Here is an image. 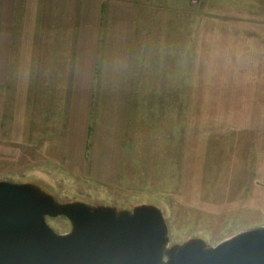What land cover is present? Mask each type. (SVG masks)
I'll return each instance as SVG.
<instances>
[{
	"label": "rangeland",
	"instance_id": "obj_1",
	"mask_svg": "<svg viewBox=\"0 0 264 264\" xmlns=\"http://www.w3.org/2000/svg\"><path fill=\"white\" fill-rule=\"evenodd\" d=\"M102 4L0 0L5 229L159 264L264 231V0Z\"/></svg>",
	"mask_w": 264,
	"mask_h": 264
},
{
	"label": "water",
	"instance_id": "obj_2",
	"mask_svg": "<svg viewBox=\"0 0 264 264\" xmlns=\"http://www.w3.org/2000/svg\"><path fill=\"white\" fill-rule=\"evenodd\" d=\"M9 222L0 214V264H159V248L147 230L99 237L92 232L85 238L59 240L37 228L36 236L24 229L14 235L5 229ZM173 264H264V231L224 243L195 261L181 256Z\"/></svg>",
	"mask_w": 264,
	"mask_h": 264
},
{
	"label": "crops",
	"instance_id": "obj_3",
	"mask_svg": "<svg viewBox=\"0 0 264 264\" xmlns=\"http://www.w3.org/2000/svg\"><path fill=\"white\" fill-rule=\"evenodd\" d=\"M77 1H84V0H77ZM86 1L103 2L104 4L101 5V7H102L101 11L105 13L106 8L110 9V6H105L108 3H115V2L121 3V5H127L126 7H128L129 9L134 11V10H137L139 8H142V6H143V9H147V10L156 9V7L154 8V6L150 5V3H153V2H158V1L177 2L178 0H86ZM179 1H187L188 2L189 0H179ZM143 3H149V4L144 5ZM171 8H172V6H171ZM105 15H107V13H105ZM132 16H134V14Z\"/></svg>",
	"mask_w": 264,
	"mask_h": 264
}]
</instances>
